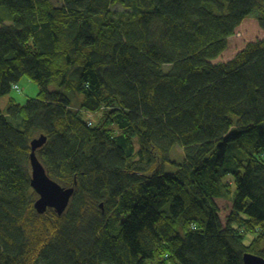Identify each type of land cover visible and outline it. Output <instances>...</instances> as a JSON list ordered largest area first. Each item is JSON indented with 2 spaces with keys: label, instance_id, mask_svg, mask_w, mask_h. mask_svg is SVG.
Masks as SVG:
<instances>
[{
  "label": "trees",
  "instance_id": "obj_1",
  "mask_svg": "<svg viewBox=\"0 0 264 264\" xmlns=\"http://www.w3.org/2000/svg\"><path fill=\"white\" fill-rule=\"evenodd\" d=\"M57 1L0 0V99L39 88L0 108V264L264 259V132L226 161L264 123V37L214 63L246 18L264 32V0ZM41 135L47 176L73 189L61 216L33 208Z\"/></svg>",
  "mask_w": 264,
  "mask_h": 264
},
{
  "label": "rangeland",
  "instance_id": "obj_2",
  "mask_svg": "<svg viewBox=\"0 0 264 264\" xmlns=\"http://www.w3.org/2000/svg\"><path fill=\"white\" fill-rule=\"evenodd\" d=\"M54 5H59V2L57 0H51ZM111 10L113 11H120V6L113 7ZM251 21L250 19L245 21L247 23L243 24L242 28L237 30L235 34L228 39V48L226 51L222 54L220 59H224L228 56H232L237 50H240L244 47V45L250 41H255L262 37L263 31L258 27V24H252L248 23ZM264 34V33H263ZM235 46V47H234ZM214 61L216 63L218 60ZM169 67H164L165 70H167ZM18 86L20 88L19 91L12 90L8 96H5L0 99V108H4L7 104V101L9 98L13 99L18 104H25L27 100L36 98L39 88L38 85L27 78H22L21 81L18 83ZM233 119H236L237 117L233 116ZM235 132V128L233 129ZM260 132H264V123L260 126H258L256 129H254L252 132L241 135L237 140L231 142L227 148L226 153V161L231 162L234 160L245 158L249 153H253L254 145L258 139V134ZM181 150L179 147H175L170 154V157L177 159L178 162H180ZM175 169V167H172ZM228 184H232V180L230 177H227L225 179ZM218 208H219V218L220 221L224 224L226 221V217L230 213L232 204L231 201L228 199H222V200H216L215 201ZM250 243V239H245V244Z\"/></svg>",
  "mask_w": 264,
  "mask_h": 264
},
{
  "label": "water",
  "instance_id": "obj_3",
  "mask_svg": "<svg viewBox=\"0 0 264 264\" xmlns=\"http://www.w3.org/2000/svg\"><path fill=\"white\" fill-rule=\"evenodd\" d=\"M45 142L46 137L41 135L30 143V186L37 195L33 208L38 215H43L47 210H53L58 216H61L68 206L73 189L61 187L47 176L36 156V150L41 148ZM243 264H264V259L260 256L244 254Z\"/></svg>",
  "mask_w": 264,
  "mask_h": 264
},
{
  "label": "crops",
  "instance_id": "obj_4",
  "mask_svg": "<svg viewBox=\"0 0 264 264\" xmlns=\"http://www.w3.org/2000/svg\"><path fill=\"white\" fill-rule=\"evenodd\" d=\"M251 20V21H249L248 23H251V25L252 24H255L256 23V20H255V18L253 17V16H251V17H249V18H246L245 20H243L242 21V23L240 24V26L237 28V30H239L240 28H242V26H243V24H245V23H247V22H245V21H247V20ZM257 24V23H256ZM236 30V31H237ZM264 33V32H263ZM262 33V37H264V34ZM261 37V38H262ZM260 39V38H259ZM250 42H252V41H250ZM245 46V45H244ZM235 47V46H234ZM242 49V48H241ZM240 49V50H241ZM240 50H237L232 56L230 55V56H228V57H226V58H224V59H220V57L222 56V54L225 52H223L219 57H218V59H220V60H218L217 62H226V61H228V60H230L238 51H240ZM217 60V59H216Z\"/></svg>",
  "mask_w": 264,
  "mask_h": 264
},
{
  "label": "built area",
  "instance_id": "obj_5",
  "mask_svg": "<svg viewBox=\"0 0 264 264\" xmlns=\"http://www.w3.org/2000/svg\"><path fill=\"white\" fill-rule=\"evenodd\" d=\"M15 89H17V86H14Z\"/></svg>",
  "mask_w": 264,
  "mask_h": 264
}]
</instances>
